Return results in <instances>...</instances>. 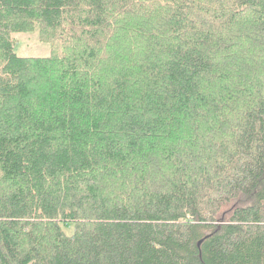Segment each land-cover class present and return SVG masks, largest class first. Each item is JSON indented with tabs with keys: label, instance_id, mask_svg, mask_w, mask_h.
Returning a JSON list of instances; mask_svg holds the SVG:
<instances>
[{
	"label": "trees",
	"instance_id": "16d2710c",
	"mask_svg": "<svg viewBox=\"0 0 264 264\" xmlns=\"http://www.w3.org/2000/svg\"><path fill=\"white\" fill-rule=\"evenodd\" d=\"M0 264H264V0H0Z\"/></svg>",
	"mask_w": 264,
	"mask_h": 264
},
{
	"label": "rangeland",
	"instance_id": "374dc122",
	"mask_svg": "<svg viewBox=\"0 0 264 264\" xmlns=\"http://www.w3.org/2000/svg\"><path fill=\"white\" fill-rule=\"evenodd\" d=\"M16 52L20 56H48L51 54V45L43 42L39 36V30L36 28L31 32L15 33Z\"/></svg>",
	"mask_w": 264,
	"mask_h": 264
}]
</instances>
